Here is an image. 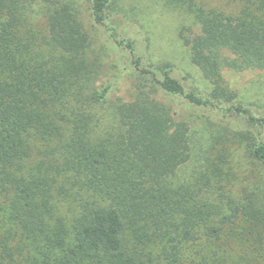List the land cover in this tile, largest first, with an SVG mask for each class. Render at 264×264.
<instances>
[{
    "label": "trees",
    "instance_id": "1",
    "mask_svg": "<svg viewBox=\"0 0 264 264\" xmlns=\"http://www.w3.org/2000/svg\"><path fill=\"white\" fill-rule=\"evenodd\" d=\"M112 1L88 0L90 16L128 56L134 92L113 103L114 127L97 136L87 116L69 122L65 110L68 98L102 103L110 92V85L92 87L100 65L89 56V35L74 7L66 0H0L3 216L44 248L46 264H153L150 249L159 244L170 250L160 248L156 257L169 262L179 261L181 248L199 243L238 242L264 250V205L252 193L236 198L213 190L208 181L170 182L191 154L189 127L173 106L176 100L225 122L231 130L226 128V139L247 142L250 158L264 168V108L238 102L223 78L224 71L264 75V0H221L222 6L206 7L172 0L191 17L179 38L210 84L207 94L186 89V78H176L169 66L143 64L136 40L117 33ZM31 4L43 19L40 36L28 15ZM68 122L65 137L62 125ZM31 141L43 147L42 159L35 173L25 175ZM54 141L60 144L57 157L49 160L47 146ZM58 179L94 196L78 205L68 225L52 203ZM10 255L0 252V264H12ZM219 255L197 264H236Z\"/></svg>",
    "mask_w": 264,
    "mask_h": 264
},
{
    "label": "rangeland",
    "instance_id": "2",
    "mask_svg": "<svg viewBox=\"0 0 264 264\" xmlns=\"http://www.w3.org/2000/svg\"><path fill=\"white\" fill-rule=\"evenodd\" d=\"M66 1L74 7L89 35V56H96L100 65L98 79L93 80L92 87L101 90L103 85H110V92L102 103L89 100L82 104L68 98L65 110L69 122L79 114L87 116L91 132L98 136L114 127L113 103L118 99L129 100L133 95L134 80L130 60L111 43L103 29L93 24L88 0ZM193 1L205 7L223 5L221 0ZM29 8L28 15L33 18L32 24L35 31L40 32V36L43 34V19L38 12V5L31 4ZM109 14L117 25L118 35L136 40V55L142 59L143 64L152 68L169 66L176 78H186L183 82L186 89L202 94L210 91V84L190 62L188 51L179 38L180 30L191 26L192 22L180 3L172 0H113ZM223 78L229 89L236 94L238 102L250 105L253 110L264 108L263 74L250 71L234 74L224 71ZM84 94L89 93L85 90ZM173 106L188 124L191 154L189 161L171 178V184L192 186L197 182L208 181L213 190L221 189L222 193L236 198L244 191L252 193L264 205V168L250 158L247 142L230 137L227 140V131L231 130L226 127L225 122L222 123L208 111L186 106L180 100H176ZM69 122L62 125L65 137L69 134ZM30 144L31 154L23 162L22 172L25 175L35 173L42 159L43 147L36 141H31ZM59 145L58 141H54L47 146L49 160L57 157ZM55 186L52 203L56 213L65 218L67 225L75 217L80 203L94 200L90 193L78 192L59 179ZM60 186H63L64 193L60 192ZM163 246L159 244L150 249L153 264H197L213 252L224 255L228 263L264 264V250H252L246 243L237 242L229 246L199 243L187 249L181 248L178 252L181 256H178L179 261L172 259L171 262L156 257L160 248H169L168 244ZM5 251L11 254L6 260L12 264H46L44 248L37 241L21 236L20 231L6 220L0 210V252Z\"/></svg>",
    "mask_w": 264,
    "mask_h": 264
}]
</instances>
